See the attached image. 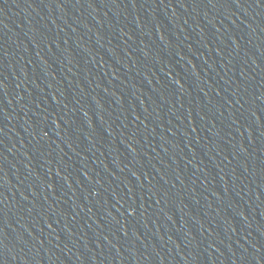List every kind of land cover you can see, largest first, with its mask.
<instances>
[{
    "label": "water",
    "instance_id": "obj_1",
    "mask_svg": "<svg viewBox=\"0 0 264 264\" xmlns=\"http://www.w3.org/2000/svg\"><path fill=\"white\" fill-rule=\"evenodd\" d=\"M17 264H264V0L167 2Z\"/></svg>",
    "mask_w": 264,
    "mask_h": 264
}]
</instances>
